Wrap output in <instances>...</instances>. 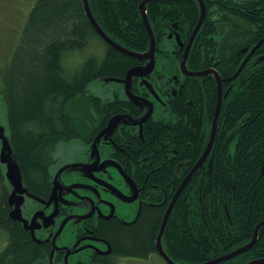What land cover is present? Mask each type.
Listing matches in <instances>:
<instances>
[{
	"label": "flooded vegetation",
	"instance_id": "1",
	"mask_svg": "<svg viewBox=\"0 0 264 264\" xmlns=\"http://www.w3.org/2000/svg\"><path fill=\"white\" fill-rule=\"evenodd\" d=\"M194 1L199 10L194 26L202 17L197 32L203 34L195 42L196 56L188 63L186 58L183 68L182 58L171 65L170 53L163 52L159 57L152 33V54L146 59L137 58L140 72L127 83L124 77L128 71L113 80L116 89L107 98L116 104L81 110L79 135L70 144H77L76 153L82 160L75 162V156L63 160V143L50 148L52 162L41 192L24 197L20 215L9 216L13 200L12 205L0 210V214L14 220L9 218L13 225L21 226L16 228L25 241L39 244L41 258L36 262L33 259L34 264H69L70 244L57 245L56 240L72 219L80 222L76 241L94 250L88 256L80 254L72 264H115L117 257L135 258L112 254L110 241L101 234L103 224H132L145 207H166L165 215L177 189L181 187L179 197L189 190L194 178L199 179L198 191H209L211 198L212 147L218 129L227 145V155L236 154L245 127L252 128L254 141L264 151V122L258 120L264 119L259 117L264 115V0ZM179 28L173 21L162 35L157 30L159 39L166 37L163 47L177 44L185 51L189 40L184 43ZM113 117V122L119 120L107 133ZM195 117L199 120L198 152L192 130ZM187 129L191 132L188 140L184 138ZM207 146L208 154L194 169ZM263 164L264 159L260 175H264ZM75 166L82 167L85 176L76 174L74 179V174L67 172ZM0 174V196L10 201L12 188L1 166ZM93 189L98 191L93 193ZM135 207L134 218L125 219L123 215ZM36 214L40 215V219L35 218L39 225L31 227Z\"/></svg>",
	"mask_w": 264,
	"mask_h": 264
},
{
	"label": "trees",
	"instance_id": "2",
	"mask_svg": "<svg viewBox=\"0 0 264 264\" xmlns=\"http://www.w3.org/2000/svg\"><path fill=\"white\" fill-rule=\"evenodd\" d=\"M144 1L88 0V4L107 36L128 50L144 52L150 46V35L139 9ZM203 2L206 4V0ZM145 6L159 57L163 52L172 53L171 65H177L184 48L173 44L174 47L166 49L162 44L166 37L159 39L157 30L162 35L175 21L180 25L181 39L187 43L198 18L197 2L148 0ZM201 36L200 30L187 63L196 56L194 46ZM94 38L104 44L102 57H87L78 69L66 76L63 56L85 49ZM6 56V62L0 64V90L7 106L10 145L23 185L34 194L41 192L48 180V165L53 155L47 142L68 137L69 133L79 135L80 110L71 116V104L80 99L86 107L116 104L108 98L87 95L88 85L99 78L124 76L136 67L139 59L121 53L98 36L82 0H36ZM258 120L264 122V119ZM192 130L198 152V117L194 118ZM251 131L252 128L245 127L238 139L236 154L230 156L218 129L212 147L215 155L210 173L211 198L209 191H198L199 179L194 178L189 190L185 189L176 200L161 239L163 250L175 263L198 264L229 253L249 242L255 226L264 219V175L259 174L264 151L254 141ZM185 134L188 140L191 132L187 129ZM6 203L8 206V201L0 196L1 211L6 209ZM165 208L145 207L128 225L115 221L104 223L101 234L110 241L112 254L144 259L156 253L155 243ZM9 218L0 214V230L6 239L0 250V264H34L41 258L39 244L25 241L16 228L19 224L13 225V219ZM263 256L264 225L250 249L216 264H243Z\"/></svg>",
	"mask_w": 264,
	"mask_h": 264
},
{
	"label": "rangeland",
	"instance_id": "3",
	"mask_svg": "<svg viewBox=\"0 0 264 264\" xmlns=\"http://www.w3.org/2000/svg\"><path fill=\"white\" fill-rule=\"evenodd\" d=\"M36 0H0V64L6 62V55L9 53V50L13 47L16 37H18L24 22L27 18L28 12L31 7L35 3ZM104 51V44L98 39L94 38L91 43L81 51H75L67 53L63 56L62 65L65 70L66 76H70L76 69L80 67L82 62L89 56H95L97 58H101ZM172 54V53H171ZM140 70V69H139ZM140 71L136 70L134 73H139ZM115 82L113 80L99 78L93 82H91L86 90L87 94H95L104 98H107L114 90L116 89ZM1 89V88H0ZM82 99L79 102L75 101L69 107V114L71 116H75L79 110L85 108L86 106ZM88 107V106H87ZM6 102L4 98V93L0 90V165L2 173L7 181V184L12 188L13 191V204L15 205L14 214L20 215V205H22L25 196H32V194L26 191L23 185H18V182L12 181V185L7 179L6 175H12V152L10 149V132L6 118ZM230 120V119H229ZM109 130L106 129V131ZM78 131V128H77ZM108 133V131H107ZM70 136L50 140L47 142L50 148H53L57 145L63 143L62 151L60 156L63 160L70 159L72 156H75L77 159L75 162L82 160L80 156L77 155V144L75 147L70 144L73 139H76L75 134L69 133ZM92 159V158H90ZM12 171V172H11ZM67 172H72L74 174V179L76 178V174H80L81 177L85 176L84 169L82 167H72L67 170ZM93 189V193H95ZM54 192V191H53ZM52 192V194H53ZM1 194V193H0ZM19 194V196H17ZM17 197V201L15 198ZM8 201V200H7ZM22 202V203H21ZM65 202V201H64ZM10 202H8V206H10ZM6 203V208L8 207ZM136 207L126 215H123L125 219L129 220L134 218L136 215ZM51 216V215H46ZM35 218L40 219V215L36 214L30 222L31 227H38L39 223L36 222ZM51 220V219H49ZM47 220V222L49 221ZM51 223V222H50ZM48 223H46L47 225ZM80 222L76 219L70 220L66 223L62 233L56 240L57 245H61L62 243L70 244L71 254L69 255L68 263L72 264L76 261L80 254L83 256H88L94 250L89 247H84L85 245H81L76 241V232L77 227ZM52 233V231H51ZM5 233L0 230V250L5 245L4 239ZM91 250V252H90ZM115 264H167L163 261V258L157 254H153L151 258L148 260L138 259V258H121L117 257L115 260Z\"/></svg>",
	"mask_w": 264,
	"mask_h": 264
},
{
	"label": "water",
	"instance_id": "4",
	"mask_svg": "<svg viewBox=\"0 0 264 264\" xmlns=\"http://www.w3.org/2000/svg\"><path fill=\"white\" fill-rule=\"evenodd\" d=\"M147 1L148 0H145L144 2H142L139 5V9L141 11L144 24H145V26H146V28H147V30L149 32L150 38H151V48L145 54L144 53L143 54H140V53H137V52H132V51H130V50L122 47L121 45H119L118 43H116L115 41H113L109 36H107L105 34V32L100 28V26L95 21L92 13L90 11V8H89L88 0H82L83 6H84V9H85V12L87 14V17H88L89 21L91 22V24H92L95 32L98 34V36L104 42H106L108 45L112 46L116 50L120 51L121 53H124V54L129 55V56H132V57H138V58H144V59L148 58L150 56V54H152V51H153V37H152V32L150 30L149 23H148V19H147V15H146V11H145V4H146ZM202 8H203V6H202ZM201 21H202V17L199 19V22H198L197 26L194 28V31L192 32L191 37H190V39H189V41H188V43H187V45L185 47V51H184L183 57H182V64H181L182 65V68L185 66V61H186L187 54H188V51H189V48H190V44H191L192 39L194 38V36H195V34L197 32L198 26L201 23ZM176 37H177V41L180 42V38H179V36L177 34H176ZM150 67H151V65L148 66V67H145L144 70H149ZM135 71H136V69H129L128 70V72L126 73V75L124 77L125 83H127L128 80L133 75L138 74V73L135 74L134 73ZM104 79L113 80V78H111V77H105ZM114 118H112L110 120V122H109L110 124H109V126L107 128H110V129H111V127L113 128V126L118 122L119 119L113 122ZM216 119H217V117H215V119H214L215 120L214 121V124L216 122ZM0 128L3 129V127H0ZM10 149H11V145H10ZM208 150H209V147L207 146V149L203 153L202 157L195 164L194 169L197 168L201 164L203 157L208 154ZM11 152H12V149H11ZM262 170H264V164L262 166ZM12 171H11L12 172V175H9V174L6 175L7 179L10 182V184L12 183V181H16V182H18V185H21L22 184V179H21V175H20V171H19V168H18L17 161H16V159H15V157L13 155V152H12ZM189 174H191V173H189ZM180 190H181V187H179L177 189V191L175 192V194H174V196L172 198L170 207L167 209L165 215L163 216L162 223H161V226H160V230L158 232L157 240H156V249H157V252L166 261L167 264H177V263H175L174 261H172L168 257V255L165 253V251L163 250V248L161 246V237H162V234H163V231H164L166 222H167L168 215L170 213V209H171L172 205L175 203V200L178 197ZM12 194H13V191H11V196H12ZM11 214H14V212H11ZM263 225H264V219H262L255 226L254 231H253V236L250 239V241L247 242L246 244L241 245L240 247L236 248L235 250H233V251H231L229 253H226L224 255H221V256L216 257L214 259H211L209 261H206V262H203V263H198V264H216V263L222 262L224 260L232 259V258L238 256L239 254L246 252L256 242L258 230ZM244 264H264V256L263 257H259V258H255V259H252V260H249V261L245 262Z\"/></svg>",
	"mask_w": 264,
	"mask_h": 264
},
{
	"label": "bare ground",
	"instance_id": "5",
	"mask_svg": "<svg viewBox=\"0 0 264 264\" xmlns=\"http://www.w3.org/2000/svg\"><path fill=\"white\" fill-rule=\"evenodd\" d=\"M132 69H136V70H139L140 69V67H138V66H136V67H134V68H132ZM8 202H10V201H8ZM11 203V202H10ZM12 204V203H11ZM10 204V205H11ZM170 207V206H169ZM168 217H169V215H168ZM167 220H168V218H167ZM164 232V231H163ZM244 264V263H243Z\"/></svg>",
	"mask_w": 264,
	"mask_h": 264
}]
</instances>
